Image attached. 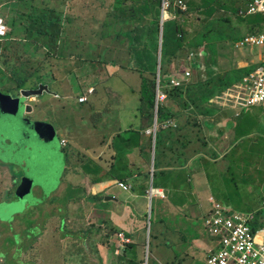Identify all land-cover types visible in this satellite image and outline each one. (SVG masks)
<instances>
[{
    "label": "rangeland",
    "instance_id": "obj_1",
    "mask_svg": "<svg viewBox=\"0 0 264 264\" xmlns=\"http://www.w3.org/2000/svg\"><path fill=\"white\" fill-rule=\"evenodd\" d=\"M112 1L114 3L115 0ZM4 2L5 0L2 1V3ZM240 2L241 0L235 1L234 6L236 9H238ZM34 3L36 5H32V7L35 6L39 10L42 8L37 1L26 0L25 3L22 4L20 10L22 15L18 13L7 19V23L12 25L13 38L16 40L12 38L11 42L12 47L18 51V55L15 59H10L17 73L14 77L12 70H6L4 66L0 64V91L5 95H11L16 100V104L22 109L23 118H29L31 121L41 120L49 123L51 122L54 127V133L48 132L49 137H46L47 139L44 141H40L35 137L36 135H32L31 132H29V134L23 133L24 128L20 129L22 132L21 134V132L16 129L15 120L0 116V264H51L46 261L49 256H43L34 240L36 237H40L41 233L44 234V240L52 238V235L48 232L51 231V229L59 228V215H70L72 217L77 215V217H83L84 219L90 218L91 220H97L96 223L99 224L100 221L98 220L104 217L103 213L105 211L106 214L112 212L113 206L111 203H103L100 201L76 203L74 198L70 195H76L78 189L80 192L86 190L87 188L85 185L79 186L78 189L76 188L74 190L64 186L69 181L68 176L71 175V177H75L77 173H79V170L77 168L70 170L69 164H71V157L68 156L67 147L60 146L62 133L59 123L67 127V125L74 124V122L76 123L79 117L85 116L82 106L73 104V98L79 94H84L86 89L88 90L90 87L94 90L89 101H139L140 94L142 95V75L147 78H151L152 76L149 69H142V62L145 61V63L151 65L154 61L151 60L150 55L147 54L146 48L144 47L152 45L153 41H148L146 45L145 42L143 43L142 41L143 35L148 33L151 29L145 28L142 23L135 24L134 22L120 21L122 13L118 21L115 22L111 17V13L102 7H98L95 1L90 0H74L75 6L67 13L68 16L66 17L67 20L68 18L70 19L71 16V23L69 24L67 34L64 31L66 23L59 21L58 31L60 33L59 29H61V32L64 33L62 35L60 34L58 37L59 39H55L52 46L48 48L50 52L44 47L40 48V46H38L36 54L38 55L40 52L42 55L30 57L21 46L26 45L29 49H33L32 46L37 45L35 43L36 39L37 43L41 45L43 39L35 34L36 30L42 32L51 30L48 22L45 21L41 23L38 19H32L33 16L39 15L37 10L31 9V4ZM56 3L55 1V5ZM116 4H119V2L115 1L114 5ZM194 10L196 13L202 14L195 6ZM3 12L1 11L0 13L1 17ZM231 17V24H225L223 26L218 24L220 28L225 30V37L231 40L233 39L232 37H238L244 33H248L246 27L248 23L247 18L241 17L233 11L231 12ZM254 17L258 22H260L262 18L261 15ZM2 18L6 21L4 17ZM195 18V14L193 17L189 18V25H192L193 35L196 31L202 29L201 24L193 29L196 23ZM34 21L35 23H33ZM181 24V21L175 22L174 19H169V15H166L165 23L160 28L159 36L157 34L154 36L158 45V54L155 53V58H158L160 64L162 60L165 59L166 62L170 60L172 64H174L175 61L184 63V65H180V68H177L176 72H173L170 77H166V81H170L171 79L169 78L183 75L186 67H194L193 64L195 61L191 58L188 59L185 56L181 58V60L177 58L179 56V54L176 53L177 50L179 51L180 48L184 50V43L182 47H180L179 44ZM212 24H214V22ZM23 28L29 29V43L27 44L20 43L23 42V39L19 33ZM178 28L179 31L177 30ZM206 29L207 28H204V31ZM113 30L119 31V33L115 35ZM128 31H133V38L135 40L141 39L142 41V43H139L133 39V43H135L136 46L141 44L142 48L139 52H134L132 55L130 51H126L129 45V38H127L125 33ZM200 33L199 37L202 38L203 35V37L208 40V43H204L199 47L201 48L199 54L202 56V49L203 51H207L208 46H217L218 44L216 45V43L209 41L214 37V35H211V31ZM21 34H24V32H21ZM45 38L47 37L45 36ZM63 40L66 43H64ZM4 41L5 40H3V42ZM227 41L226 39L223 42L225 43ZM231 44L232 42H229V45ZM18 45H20V47ZM185 45V48H187L190 46V43L186 42ZM218 46L220 53H222L221 50H224L230 58L236 59L235 68L237 67L238 59L243 60V57L248 56V59L251 60L253 56L257 55L256 51L259 52V47L250 48V46H246L249 49L256 50L251 53V51L244 49L243 51H235V49L230 46L228 48L225 46L227 49H223L221 46L224 45L222 44ZM122 48L124 50L120 51ZM102 49L105 52L102 53L101 58L106 59V61H102L99 57ZM44 50H46L45 54L47 57H44ZM134 50H136V47ZM209 53L212 54V51H209ZM84 54L91 55V57L93 56L95 61L99 58L100 61L93 63L89 58H84ZM131 56L133 62L137 64L136 68H131L130 66L131 63L129 60ZM223 58L224 57H220L219 61H222ZM109 59L117 60L118 63L112 65L107 61ZM7 60L9 61V59ZM122 60H125V69L120 67ZM219 61L215 60V64L211 68L205 66L206 76H201L200 78H205L203 80L206 85L204 87L202 86L203 89L201 92L199 91L196 93L197 96L199 93L200 96H205L216 85H219L220 78L223 74L221 76H210L211 73H209V76H207L208 69L211 70L212 74H214V70L223 73L220 69H226V66ZM127 62H129V67ZM212 63L213 61L208 64V67ZM199 67L201 68V64H199ZM235 68L232 67L230 71ZM250 69L252 68H242L229 72L226 75L231 83L236 84L240 80V76L244 74L243 71ZM20 72H22L26 80L25 88L35 89L38 84H43L48 86V91L36 98L30 97L25 99L22 105V101L20 102V100H17L18 91H12L14 83L10 80L12 78H18L17 76H19L18 74ZM250 72H252V70ZM193 77L194 80H196L197 72L194 73ZM210 85L213 88H210ZM206 88L210 89L205 90ZM53 94L58 95L60 98H53ZM174 104L180 105L178 101H166V103L160 107H167L165 109L169 112L174 110ZM181 106L184 107L183 104ZM193 112L194 114L196 113L200 119L201 116H205L208 113L210 115L212 114L209 109L203 112ZM260 113H262V108L253 107L243 116H249L257 120ZM239 119L240 118H236V121L239 122ZM194 124L200 125L199 122H195ZM202 124L205 125L204 123ZM12 127H14V129ZM202 128L203 127H201V129ZM205 128L210 129V127H206V125ZM255 131L258 135H254L253 138L244 136ZM70 133L71 134L68 133L66 135L69 143L77 136L75 138L77 145L75 146V143L69 144L74 153L80 151V148H84L86 140H95L92 138V131L90 138L83 137L81 135L83 133L81 132ZM197 133L199 136L198 138H201L204 134L201 130L199 131V129H197ZM173 134L172 137L175 138L176 134ZM238 134H240L241 143L234 151V154L226 158V162L231 166L230 170L221 168L215 163H210V160L205 159L203 155L199 156L201 152L207 149V146H198L196 149L198 152H195L196 155H192L194 156L193 158L197 156V160L203 166L204 169H202L201 166H199V168L208 177V182L212 190L211 194H214L220 204L233 212L238 211L249 214L261 209V204L264 199V185L262 184L264 182V169L260 170L253 165L255 155L248 153L247 148L255 144L257 149H262L264 147V134L261 132L260 122L258 120L245 123L242 131L239 130ZM207 137L210 139L209 137H211V135L207 133ZM69 138L71 139L69 140ZM192 138H195L193 132ZM193 149L195 148L192 145L189 146V144H187L184 146V151L186 152H188L187 150ZM50 154L58 156V164L55 170L53 166L48 164L47 158ZM217 155V151L212 149L211 156L215 158ZM186 156L189 157V155ZM234 157L240 159L234 162ZM257 158L263 163L260 153L256 156V159ZM184 159V171H180L179 178L184 181V187L186 186L187 189L193 190V186L190 183L192 180L189 179L191 171L190 168L187 167L190 166L191 163L187 165L188 162L186 160L189 159L186 157H184ZM155 168L153 174H157L158 172L159 167L157 164ZM113 172L115 176L121 174V171H119L117 167H114ZM25 176L32 180L33 190L29 193H22L23 197L17 198L14 195V191ZM166 179L168 180L169 178ZM154 184L157 185L158 183L155 182ZM72 186L77 187L76 183H72ZM67 187L69 186L67 185ZM254 187H256V190H254L255 194L253 195L252 191ZM190 194L191 193L188 191L184 193V202H187L188 197L191 199L192 196ZM194 201L192 200L190 203V210L184 209L180 212L176 211L177 213H172L170 211L168 203L161 204L163 207L162 210L159 208V223L163 222L161 226L164 227V225L167 224L169 227H172L173 230L181 231L184 237L186 236V240L182 243H178L172 238V240L176 242L173 244L172 248L175 249L177 255L181 257L182 253H186L182 256L183 259L178 257L173 264H207L203 254L204 252L202 251L203 253H201L196 251V247L201 246L200 243H202L206 249L208 247L213 249L218 246L219 241L213 239L206 229L203 217L205 213L194 215V213L198 211L196 208L197 202ZM201 203L205 205L206 202ZM156 210L157 208L154 210L155 213L152 219L153 224H156ZM261 210L264 211L263 209ZM83 218L77 219L79 222L74 224L75 229L80 226V223L83 224V222H86ZM85 229L90 228L87 226ZM92 229L96 230L97 228L95 227ZM112 236L106 240L107 243H110ZM98 242L106 244L105 241L102 242L101 238H98ZM40 245H43V243L39 244V246ZM45 246L49 247L50 241L46 242ZM65 249L67 250L68 248ZM143 249V252H145L138 260L143 259L145 264L147 249L145 250V247H143ZM115 250V248H112L110 254H112L113 257L111 256L110 260L106 261V264H117L116 261L118 257L114 254ZM44 251L49 254H54L51 248H44ZM98 252L101 255L100 249ZM20 253H22L20 259L23 263L18 260Z\"/></svg>",
    "mask_w": 264,
    "mask_h": 264
},
{
    "label": "crops",
    "instance_id": "obj_2",
    "mask_svg": "<svg viewBox=\"0 0 264 264\" xmlns=\"http://www.w3.org/2000/svg\"><path fill=\"white\" fill-rule=\"evenodd\" d=\"M2 1L3 0H0V13L1 11H4L2 17H4L7 22L8 18L18 14V10L20 13L22 4L25 3L26 0H5L4 3H2ZM35 1H37L42 8L39 10L35 6L32 7V5H36L34 3L31 4V9L37 10L39 14L42 15H44L42 9L45 4L53 6V9L61 8L63 10V15L70 12L72 7L75 6L74 0H56V5L55 0H52L51 2L49 0ZM194 1L196 2V8L199 12H202V14L196 13L194 8L192 9L188 6V12L180 15L177 19L178 21H181L183 29L184 26L186 29L189 28L187 31L189 32L190 37H193L194 35L191 28L192 25H189V18L193 17L194 14L196 15V23L194 24L193 29L201 24L197 22V20L202 21L203 23H209L210 25L213 22L215 23L214 18L216 17L225 16L227 14L231 15V12L228 13L225 10L219 12L213 10L211 14L207 15L203 12L204 8L199 6L201 5L202 0ZM235 1L236 0H232L233 6ZM251 1L252 0H241L238 8H245ZM171 16L173 17V12ZM6 25L9 26L8 23H6ZM68 27L69 23L65 25L64 31L66 34ZM9 28H11V26H9ZM63 33L64 32H61L60 29V33L55 39L58 40L59 35H62ZM19 34L22 36L23 41H25L28 34H21V32ZM9 42L11 43L10 46H12L11 40ZM138 42L142 43L141 39H138ZM220 43L224 45L221 46L223 49H227L229 46L234 48V45H229V42L224 43L223 41H220ZM261 48H264V46L259 47V52L255 49H249L246 47L241 48L240 51H243L244 49L251 51V53L255 50L257 55L253 56L251 60L248 59V56L243 57V60L238 59L236 68L241 69L250 67L253 69L264 66V49ZM140 49L141 44H138L135 51L139 52ZM221 52L222 53L219 52V57L224 58L222 61L220 60V62L226 66V69H224L223 72L227 70L229 71L232 67L235 68L236 59L230 58L224 50H221ZM85 56L87 55L84 54V57ZM129 61H133L132 56ZM73 104L78 106V104L74 102ZM81 106L85 112V116L79 117L76 123L74 122V124L64 127L62 126V123L58 122L62 133L61 138L67 141L66 135L68 133L71 134L70 132H81L83 133L81 134L83 137L90 138L92 131V138L95 140L91 139L88 141L84 139L86 140L84 148H80V151L82 152L78 151L77 153H74L69 146V144L72 143H75V146L77 145L75 142L77 136H75L72 142L69 143L67 141V153L68 156L71 157V164H69L70 170L77 168L79 173H77L75 177L69 175V181L64 186L74 190L76 188L78 189L79 186L85 185L87 189L81 192L78 191L79 193L74 198L77 202L87 203L90 201H100L103 203H111L113 206L112 212L106 214L105 211L103 213L104 217L98 221H100V224L102 225L104 220H108L109 223L119 230L118 233L123 232L127 237L131 238L133 244L137 245L138 256H141L145 252H143V247H145L146 250V243L150 234L157 237V239H154L155 244L157 245V247H155L156 251L152 256L162 257L160 264H163L166 261L175 262V260L180 257L175 252V249L172 248L173 244L176 243L172 238L178 243L184 242V234L181 231L173 230L172 227H169L167 224L163 227L161 226L163 222L159 223V208L161 210L163 208L161 204L168 203L170 211L174 213L176 211L180 212L184 209L190 210V203L192 200H195L194 202H197L196 208L198 211L194 213V215H200L208 212L209 197L215 198L214 194H211L212 190L208 182V177L199 168V166H201V168L204 169L203 166L197 160V156L193 158L194 156L192 155L195 154V152H198V150H196L198 146H207V149L201 152L199 156L203 155V157L205 156V159L210 160V163H215L221 168L230 170L231 166L226 162V158L229 155L234 154V151L241 143V137L238 132L239 130L242 131L243 125L258 120L260 122L261 132L264 134L263 106H256L262 108V113L257 117V120H254L249 116H243L250 110V108L244 110L240 117H236V111L230 109L220 110L213 107L214 111L211 115L208 113L205 116H201L200 119L196 113L194 114L190 105L187 109H182L174 104V110L170 112H174L176 115V121H178L177 124L179 126V135L176 129L170 128L169 130H160L155 137L147 133V130L150 128L154 120L152 118L153 110H151L146 103L142 104L141 101H88ZM173 118H163L159 121L165 122L168 119ZM236 118H240L239 122L236 121ZM195 122H199L203 128L201 129L200 125H195ZM202 123H204L206 127H210V129H206L205 125ZM197 129L204 133L201 138H206V144H203L202 141L204 140L200 141L198 138ZM192 132L195 134V138H192ZM173 133L176 134L175 138L172 137L174 135ZM207 133L211 135V137H209L210 139H208ZM254 135H258L256 131L244 136L253 138ZM70 139L71 138H69V140ZM187 144H189V146H194L195 149L187 150L188 152L184 151V146ZM212 149L216 150L218 153L215 158L211 156ZM247 151L248 153L255 155L253 165L260 170L264 169V147L262 149H257L255 144H252L247 148ZM259 153L263 159V163L260 162V159H256V156ZM186 155H189V157ZM184 157L189 159L186 160L188 162L187 165L191 163V165L187 167L190 168L191 171L189 179L192 180L190 183L193 186V190L187 189L186 186L184 187V181L179 178L180 171H184ZM238 159L240 158L234 157L233 161L235 162ZM156 164L159 168L155 175L153 172ZM114 167H117L119 171H121L119 176H115V173L113 172ZM166 178L169 179L167 180ZM155 182L158 184L155 185ZM72 183H76L77 187L72 186ZM119 183H124L127 187L121 188ZM262 184L264 185V182ZM67 185L69 187H67ZM152 188L164 192L166 197L159 198L152 194ZM254 190H256V187L253 188V195L255 194ZM186 191L190 192L192 197L191 199L188 197L187 202H184V193ZM108 196H113L115 200H108ZM201 202L206 203L204 205ZM156 208V224L151 223V227L148 229L149 218H151L152 221L153 214L155 213L154 210ZM89 219L84 220L87 223ZM92 221L97 222V220ZM43 235L38 238L39 241L44 240ZM39 241L38 243L41 244ZM116 242H118V236L113 234L110 243L106 242V244L99 245L98 250L100 249V252L102 256L105 257L106 261L110 260V257L112 256L110 253ZM200 245L201 246L196 247V251L201 253L204 252L203 254L206 260L210 247L206 249L202 243H200ZM184 254L186 253H182L180 258H182ZM115 255L117 254L115 253Z\"/></svg>",
    "mask_w": 264,
    "mask_h": 264
},
{
    "label": "trees",
    "instance_id": "obj_3",
    "mask_svg": "<svg viewBox=\"0 0 264 264\" xmlns=\"http://www.w3.org/2000/svg\"><path fill=\"white\" fill-rule=\"evenodd\" d=\"M49 1L51 2L52 0H49ZM90 1H95V4L96 5L98 4V7H102L106 11L111 13V17L115 22L118 21L119 16L122 13V17L120 21L122 20L129 21V22H134L135 24L142 23V25L144 24L145 28H148L149 30L151 29L148 33L143 35L142 41L145 42V45L148 41L150 40L153 41L152 45L144 46V47L146 48L147 54L150 55L151 60L152 61L154 60V61L151 65H148L147 63H145V61L142 62V69H147V70L149 69L152 76L151 78H147L144 75H142V85H141L142 95L140 94L139 101H141L142 104L146 103L149 106V108L151 107L150 109L153 110L155 107V101H156L157 72L160 71L161 83L163 82V84H165L164 82L165 78L169 77L173 72H176L177 68H180V65L182 64L184 65L183 62H176V61L174 64H172L170 60L166 62V59L162 60V63L160 64L158 61V58H155V53L158 54V45L156 43L154 36H156V34L159 36L160 28H161L160 26L161 0H115L116 2H119V4H116V5H114L115 1L113 3L112 0H90ZM187 1L186 3L188 4L190 8L193 9L194 6L196 7V2L194 0H187ZM199 6L204 8L203 12H205L207 15L211 14L213 10H216L215 12L225 10L228 13L233 11L237 15L241 16L239 14L241 8L236 9L233 6L232 0H202L201 5ZM176 12L177 11H175L174 13ZM18 13H19V10H18ZM42 13L44 15L39 14L37 16H33L32 19L34 20L38 19L39 21H41V23H44L45 21L48 22V25H50L51 30H47L46 32L36 30L35 34L38 37L43 39V42L41 43V45L37 43V39H36L35 43L37 45L32 46L33 49L32 48L29 49V47L26 45L21 46V48L25 52H27V55L30 57H38L39 55H42V53L40 52L38 53V55L36 54L37 53L36 49H38V46H40V48L44 47L46 50H48V48L52 46L53 42H55V38L58 36V33H59L58 31L59 21L64 22L66 24L71 23L70 22L71 16H70V19L68 18L66 20V17L68 16V14L63 15V10L61 8L53 9V6H50L49 4H45V6L42 9ZM259 15L262 16L260 22H258L257 19L254 17V16H259ZM244 18L248 19L247 20L248 23L246 24L248 33H259V32L264 31V14L256 13V14L244 17ZM214 20H215L214 25L213 24L209 25V23H203L202 21L197 20V22L201 23L202 29L199 31H196L193 37L189 36V32L187 31L188 29H186L185 26H184V29L186 31L183 29L182 24L180 25V29H181L180 35L183 34V36L179 39L180 41L179 44H180V47H182L184 43V50L182 48H180L179 51L177 50L176 53L179 54L177 58L181 60V58H184L185 56L186 58L190 59L191 58L190 54L194 53L195 54L194 57L191 58L192 60L195 61V63L193 64L194 67H192V73L194 75V73L197 72V78L196 80H194V77L192 76L188 84L184 85L183 83L180 87L172 88V87L166 86L165 91L168 95L167 101H178V103H180V105L178 106L181 107L182 109H187L189 105L192 107V110L195 112L196 111L203 112L204 110L209 109L212 113L214 111L213 108H217L220 110L230 109V108L222 109L219 107L211 106L209 105V101H211L213 98L220 95L225 90H227L229 87L234 85V83H231L229 81L226 74L232 71L240 70V68H235L232 71L227 70L223 73L214 70L215 71L214 74H212L211 70L208 69L207 76H209V73H211L210 76H214V75L221 76L223 74V76L220 78L219 85H216L214 88L210 85L209 87L213 89H211L209 93L205 96H200V93L198 96L196 95V93H198L199 91L201 92L203 87L206 85L205 81L203 80L205 78H202V79L200 78L201 76H206L205 66H207V68H211L215 64V60L219 61L220 53L218 50L220 49L218 45L221 44L220 41H225L227 39L228 40L227 42H232V44L234 45L236 41H238L245 35L243 34L238 37H232L233 39L231 40L225 37L224 35L225 30L223 28H220L218 24H221L222 26L225 24H231L232 17L230 14H227L221 17L220 16L216 17L214 18ZM33 23H35V21ZM9 26L12 27V25L10 24ZM204 28H207V29L204 31ZM28 30L29 29L23 28L21 32L28 34L29 33ZM177 30L179 31V28ZM208 31H211V35H214V37L211 38L209 41L216 43V45L217 44L218 45L208 46L207 51H204L203 55L201 56L199 54L201 48L199 47H201V45L204 43H208V40H206L203 37V35H202V38L199 37V35L201 34L200 32H208ZM132 32L133 31H128L125 33L127 35V38H129V45L126 48V51H130L131 55L134 52H137L134 50L136 47V44L133 43L134 38H133ZM113 33L117 35L119 31L113 30ZM45 36L47 38H45ZM26 37H27L25 39L26 42L23 41L20 43H25V44L29 43L28 41L29 36H26ZM12 38H13V29L10 28V31L7 33L6 37L0 41V64L4 66L6 70H12L13 76L15 77L17 72L14 68V65L11 63L10 58L15 59L16 56L18 55V51L12 46H10L11 43L9 41L12 40ZM3 40L5 41L3 42ZM134 41L138 42V40H135V39ZM186 42L190 43V46H188L187 48H185ZM18 46L20 47V45ZM132 46H133V49H132ZM46 50H44V57H47L45 54ZM123 50L124 49L122 48V50L120 51H123ZM209 51H212V54L209 53ZM48 52L50 51L48 50ZM104 52L105 51L102 49V52L99 55L102 61H106V59L101 58L102 53ZM79 56H82V55H79ZM84 58L86 59L89 58L91 61H93V63L100 61L99 58H97L95 61V58L93 56L91 57V55H87ZM211 58H212L213 63L208 67V64L212 62ZM7 59H9V61ZM107 61L112 65H116L118 63L117 60H112V59H109ZM124 62L125 60H122V64L120 66L122 67V69H125V66H126L124 65ZM130 63H131L130 64L131 68H136L137 66L136 63H134L133 61H131ZM199 64H201V68L199 67ZM127 65L129 67V62H127ZM188 68L189 66L186 67L185 71ZM255 69H252V71ZM220 70L223 71L224 69L223 70L220 69ZM250 71L251 70L243 71L244 74L240 76V80L238 82H240L245 76H248L250 74ZM18 75H19L17 76L18 78L10 79L14 83L12 91L19 92V90L25 88L26 80L22 72H20ZM210 88H206L205 90L210 89ZM18 95L19 94H17V96ZM182 104L184 105V107L181 106ZM165 108H161V107L159 108L158 119H163V118H168V117L176 118V115L174 114V112L172 113L170 111L168 112L167 109ZM247 109L249 108L230 109V110L236 111V117H240L243 114V111ZM152 118H153V113H152ZM178 128L179 126L174 129L178 131ZM178 135H179V131H178ZM199 139L200 141L204 140L202 142L203 144H206V141H205L206 138L205 139L199 138ZM78 193L79 192H77L76 195L72 194L70 196L75 198V196H77ZM75 202H77V200ZM253 213H256L257 218L252 226L254 230H257V228L261 227L263 224L264 211L258 210ZM59 217H60V219L58 220L59 228L51 229V231L48 232L50 235H52V238H49V239L47 238L46 240L39 241L38 238H40L43 235V233H41V236L38 238L36 237L34 240L36 241L39 251L42 252L43 256L44 257L49 256V258H47L46 261L50 262L51 264H106L105 257H103L102 254L100 255L98 252L99 245L103 244V243L98 242V238H101L103 242L107 240L110 236H112L113 234L118 236L119 230L116 229L111 223H109L108 220L107 221L104 220L101 225L100 223L97 224L96 222H93L90 219L87 221V223L86 222H83V224L80 223L79 224L80 226L77 229H75L74 224L79 222L77 220L78 219L77 215L75 217H72L70 215L68 216L59 215ZM82 218L83 217H81V219ZM83 226H86V227L88 226L90 229H85L86 227H83ZM95 227L97 229L93 230L92 228H95ZM183 238L185 240V237ZM154 239H157V237H155L153 234H150V243H149L150 250H149L148 264H160L162 260V257L152 256L156 251L155 247H157ZM38 241L40 243H43V245L39 246ZM48 241H50V246L46 247L45 244ZM117 245H118V242L114 244L115 249L117 248ZM44 248H51L54 251V254L47 253L46 251H44ZM65 248H68V249L66 250ZM22 253H20L18 257L19 261H21L20 256L22 255ZM117 257H118L116 261L117 264H143L144 263L143 259L138 260L140 259V256H138L137 245L133 244V242L132 244H128L126 249L123 250V253L121 252V254L117 255ZM24 264H27V263H24ZM163 264H173V262L166 261Z\"/></svg>",
    "mask_w": 264,
    "mask_h": 264
},
{
    "label": "built area",
    "instance_id": "obj_4",
    "mask_svg": "<svg viewBox=\"0 0 264 264\" xmlns=\"http://www.w3.org/2000/svg\"><path fill=\"white\" fill-rule=\"evenodd\" d=\"M180 10L187 12L188 7L185 0H162V14ZM261 13L264 14V0H252L245 9L240 10L244 16ZM165 19H162V22ZM8 33V28L0 18V39ZM245 46L262 47L264 46V31L260 33H250L245 35L234 45L235 51L241 50ZM190 72L185 77H173L166 85L157 80L156 102H155V122L147 133L155 137L157 130L176 126L174 121H169L162 125L157 122V112L168 95L165 91L166 86L180 87L190 81ZM93 88H89L87 95L92 94ZM86 94L78 97L77 102L82 104L87 101ZM57 97V96H56ZM214 106L222 109H241L256 106L264 107V67L260 66L256 71L250 73L241 82L225 90L218 98L210 101ZM60 144L65 145V140ZM124 187L123 184H120ZM209 210L205 214L204 223L207 231L213 239L219 241L218 246L209 249L206 262L207 264H264V219L261 227L254 230L253 223L256 221V213L244 214L233 212L218 203L213 197L209 198ZM264 209V202L262 205ZM118 245L116 254L125 250L131 243V239L123 232L118 235Z\"/></svg>",
    "mask_w": 264,
    "mask_h": 264
},
{
    "label": "water",
    "instance_id": "obj_5",
    "mask_svg": "<svg viewBox=\"0 0 264 264\" xmlns=\"http://www.w3.org/2000/svg\"><path fill=\"white\" fill-rule=\"evenodd\" d=\"M47 91H48V86L42 84H39L37 89H21L19 91V96L17 100L23 102L25 99L29 97L35 98ZM0 116L9 117L10 119L15 120L16 129H18L21 132L20 129L24 128L23 133L29 134V132H31L32 135H36L35 137L40 141H44L45 139H47L46 137H49L48 132L54 133V127L49 122H45L41 120L31 121L29 119L23 118L22 109L18 107V105L16 104V100L11 95L9 94L5 95L1 91H0ZM12 128L14 129V127ZM47 160H48V164L53 166L55 170L58 164V156L54 154H50ZM32 190H33V182L32 180L29 179V177L25 176L22 178V181L15 189L14 195L18 198L22 196V193L25 192L29 193ZM107 198L108 200H115L114 197H107Z\"/></svg>",
    "mask_w": 264,
    "mask_h": 264
},
{
    "label": "clouds",
    "instance_id": "obj_6",
    "mask_svg": "<svg viewBox=\"0 0 264 264\" xmlns=\"http://www.w3.org/2000/svg\"><path fill=\"white\" fill-rule=\"evenodd\" d=\"M187 4V3H186ZM248 5V4H247ZM187 7H188V4H187ZM247 7V6H246ZM245 7V8H246ZM245 8H243V9H245ZM177 12L176 13H174L175 11H171L170 13H165V15H163L162 14V0H161V19H160V26L162 27L163 25H164V23H165V20L162 22V19L164 18L165 19V17H166V15H169V19H174V20H177L178 19V17L181 15V14H186L187 12H188V10H187V12H181L180 10H176ZM172 12H173V17L171 16L172 15ZM239 14H240V12H239ZM241 15V14H240ZM253 15V14H252ZM242 17H247V16H244V15H241ZM249 16V15H248ZM0 18L3 20V18L0 16ZM4 21V20H3ZM6 21H4V23H5ZM5 25H6V23H5ZM7 26V25H6ZM7 28H8V32L10 31V28H9V26H7ZM245 35H247V34H250V33H244ZM7 35V34H6ZM244 35V36H245ZM180 36V38L182 37V35H179ZM243 36V37H244ZM6 37V36H5ZM4 37V38H5ZM242 37V38H243ZM4 38H2V39H4ZM241 38V39H242ZM2 39H0V41L2 40ZM241 39H239L238 41H240ZM238 41H236V42H238ZM236 42H235V44H236ZM234 44V45H235ZM246 47V46H245ZM247 48V47H246ZM254 48H256V47H254ZM235 49V48H234ZM237 51V50H236ZM201 53H204V51H202ZM190 57L192 58V57H194V53H191L190 54ZM264 67V66H263ZM259 67H257L256 69H258ZM256 69L255 70H253L252 72H254V71H256ZM188 72H190L191 74H190V80H191V78H192V76H193V73H192V67H190L189 66V68L185 71V73L183 74V75H181V76H178V77H185V75L188 73ZM252 72H250V73H252ZM170 77V76H169ZM172 77V76H171ZM247 77V76H246ZM158 78H160V83H161V76H160V71H158L157 72V80H158ZM173 78V77H172ZM169 79H171V78H169ZM165 84H163V82L161 83L162 85H166V84H168V82L169 81H166V79H165ZM190 82V81H189ZM188 82V83H189ZM187 83V84H188ZM239 83V82H238ZM237 84V83H236ZM39 85V84H38ZM43 85V84H42ZM235 85V84H234ZM38 87V86H37ZM37 87L35 88V89H37ZM232 87V86H231ZM91 88V87H90ZM230 88V87H229ZM23 89H29V88H23ZM33 89V88H32ZM94 90V89H93ZM20 91V90H19ZM86 92H87V89H86ZM86 92L84 93V94H86ZM19 93V92H18ZM222 94V93H221ZM220 94V95H221ZM81 95H83V94H79V95H77V96H75L74 98H73V102H75L76 104H78L79 106H81V105H84L85 103H87L88 101H89V98L91 97V95L92 94H90V95H87L86 94V98H87V101L86 102H84V103H82V104H79L78 102H77V99H78V97L79 96H81ZM220 95H218V96H216L215 98H213L211 101H213L214 99H216V98H218ZM19 96V95H18ZM57 96V97H56ZM52 97L53 98H55V99H59L60 97L58 96V95H55V94H53L52 95ZM30 98V97H29ZM36 98V97H35ZM168 98V97H167ZM166 101H167V99H166ZM166 101L164 102V103H166ZM156 102V101H155ZM23 103V102H22ZM164 103L163 104H161V105H164ZM160 105V106H161ZM209 105H211V106H214V105H212L211 103H210V101H209ZM160 106H159V108H160ZM214 107H217V106H214ZM159 108H158V110H159ZM153 123L151 124V126L150 127H152V125H154V122H155V107H154V109H153ZM160 119H158V112H157V122H158V124L159 125H162V124H164V123H167V122H169V121H174L175 123H176V126H169V127H167V128H162V127H160L158 130H157V132H156V134L160 131V130H167V129H170V128H177L178 127V124H177V121H176V119H168L167 121H165V122H160L159 121ZM51 123V122H50ZM156 136V135H155ZM61 140H65V139H60V141ZM66 143H67V141L65 140V145L64 146H66L67 147V145H66ZM60 146H62L61 144H60ZM63 146V147H64ZM120 184H123L124 185V187H121L120 186ZM119 186L121 187V188H125V187H127L124 183H119ZM151 192H152V194H154V195H156V196H158L159 198H165L166 196H165V194H164V192H162V191H160V190H158V189H155V188H152L151 189ZM150 192V193H151ZM108 197H113V196H108ZM210 198V197H209ZM214 198V197H213ZM215 199V198H214ZM216 200V199H215ZM217 201V200H216ZM208 202H209V199H208ZM264 202V201H263ZM262 205H263V203H262ZM263 209V208H262ZM209 210V209H208ZM264 210V209H263ZM253 213V212H252ZM203 217H205V214H204V216ZM151 223H152V221H151V218H149V223H148V229H150V227H151ZM121 233V232H120ZM118 235H119V233H118ZM131 239V238H130ZM149 239H150V237H149ZM148 239V241H147V247H146V258H145V264H148V261H149V240ZM118 241H119V239H118ZM130 244H132V239H131V243ZM116 250H117V248H116ZM116 250H115V253H116ZM209 251V250H208ZM122 252V251H121ZM121 252L119 253V254H121ZM119 254H117V255H119ZM208 255V254H207ZM207 259V258H206ZM144 264V263H143Z\"/></svg>",
    "mask_w": 264,
    "mask_h": 264
}]
</instances>
